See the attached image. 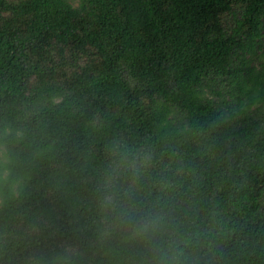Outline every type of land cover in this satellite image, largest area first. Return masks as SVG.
<instances>
[{
  "label": "trees",
  "instance_id": "trees-1",
  "mask_svg": "<svg viewBox=\"0 0 264 264\" xmlns=\"http://www.w3.org/2000/svg\"><path fill=\"white\" fill-rule=\"evenodd\" d=\"M0 264H264V0H0Z\"/></svg>",
  "mask_w": 264,
  "mask_h": 264
}]
</instances>
